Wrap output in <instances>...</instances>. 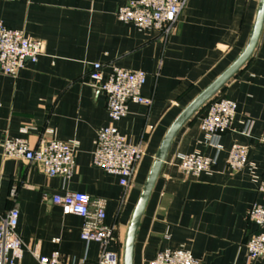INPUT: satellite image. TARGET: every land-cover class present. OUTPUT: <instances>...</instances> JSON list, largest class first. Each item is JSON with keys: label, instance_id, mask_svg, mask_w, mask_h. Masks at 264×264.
I'll return each instance as SVG.
<instances>
[{"label": "crops", "instance_id": "obj_1", "mask_svg": "<svg viewBox=\"0 0 264 264\" xmlns=\"http://www.w3.org/2000/svg\"><path fill=\"white\" fill-rule=\"evenodd\" d=\"M129 1L0 0V23L43 42V54L17 77L0 72V142L10 137L33 146L43 139L75 144L69 179L48 177L38 164L0 153V220L16 207V231L26 248L15 264H39L31 250L41 256L57 250L60 264H96L100 245L80 238L82 219L43 199L44 193L64 191L106 200V222L115 225L107 250L122 256L129 219L165 132L240 54L259 0H186L165 40L117 20L116 9ZM92 63L102 65L104 77L113 66L146 75L141 94L150 104L129 103L115 123L130 142L144 143L126 193L116 176L91 163L96 132L110 122L105 95L87 83ZM218 96L237 105L231 129L217 147L209 144L199 128L203 107L177 133L141 217L133 264H150L166 248L187 249L199 264H264L250 259L244 246L258 231L246 211L254 202L264 205L254 179L264 180V144L258 141L264 134V21L252 55L213 98ZM248 121L251 136L241 133ZM233 144L247 146V164L238 171L226 165ZM190 153L214 157L210 172L182 173L178 155Z\"/></svg>", "mask_w": 264, "mask_h": 264}, {"label": "built area", "instance_id": "obj_2", "mask_svg": "<svg viewBox=\"0 0 264 264\" xmlns=\"http://www.w3.org/2000/svg\"><path fill=\"white\" fill-rule=\"evenodd\" d=\"M186 0H131L119 6L115 11L117 20L130 23L139 30H154L162 39L175 29L182 7ZM43 54V42L29 37L21 30L8 28L0 23V72L17 77L27 62L34 63ZM146 80L142 71L128 70L113 66L104 77L102 65L92 63L87 73V83L106 97V109L109 123L96 132L91 156L93 166L118 178L125 189L130 186L137 166L144 155V143L130 142L115 126L128 113L129 103L150 104V99L142 96L141 88ZM234 101L218 96L208 101L205 111L199 118V128L207 135L208 142L218 146L222 133L230 130L236 114ZM152 127L149 126L148 129ZM252 123L247 122L242 134L251 136ZM264 144V134L258 137ZM73 142L55 139H43L35 146L24 138L5 137L0 142V153L3 158L19 159L38 164L48 177L60 176L69 179L74 171ZM216 159L199 153L178 155V168L186 174L198 176L210 172ZM247 164V146L233 144L230 148L226 165L232 171H238ZM256 190L264 195V180L254 177ZM13 196L15 190L12 188ZM44 200H50L60 207L65 215H76L82 219L80 238L95 241L100 245L96 264H121L120 255L107 250L114 237L115 225L106 222V200L92 198L79 191H64L61 194H43ZM248 221L258 227L244 244L250 259L264 260V205L254 202L246 211ZM18 210L11 207L0 220V264H15L22 259L26 250L16 231ZM31 253L39 264H60L57 250L48 256ZM150 264H199L192 253L184 248H166L158 251Z\"/></svg>", "mask_w": 264, "mask_h": 264}, {"label": "water", "instance_id": "obj_3", "mask_svg": "<svg viewBox=\"0 0 264 264\" xmlns=\"http://www.w3.org/2000/svg\"><path fill=\"white\" fill-rule=\"evenodd\" d=\"M263 21L264 0H259L251 33L240 54L220 75H218L205 89H203L196 97H194L186 107L182 109V111L165 132L129 219L124 235L121 264H133V246L136 232L141 217L144 213L147 201L156 179L160 174L161 167L166 159L173 139L180 129L191 118H193L247 62L257 44Z\"/></svg>", "mask_w": 264, "mask_h": 264}, {"label": "trees", "instance_id": "obj_4", "mask_svg": "<svg viewBox=\"0 0 264 264\" xmlns=\"http://www.w3.org/2000/svg\"><path fill=\"white\" fill-rule=\"evenodd\" d=\"M207 103H208V102H207ZM207 103H206V104H207ZM206 104L204 105V107L206 106ZM200 111H201V110H200ZM198 113H199V112H198Z\"/></svg>", "mask_w": 264, "mask_h": 264}]
</instances>
